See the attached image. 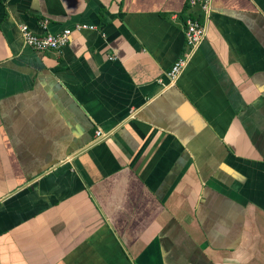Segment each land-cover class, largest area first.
<instances>
[{"label":"crops","instance_id":"obj_1","mask_svg":"<svg viewBox=\"0 0 264 264\" xmlns=\"http://www.w3.org/2000/svg\"><path fill=\"white\" fill-rule=\"evenodd\" d=\"M209 9L170 84L199 2L0 0V264H264V0Z\"/></svg>","mask_w":264,"mask_h":264},{"label":"built area","instance_id":"obj_2","mask_svg":"<svg viewBox=\"0 0 264 264\" xmlns=\"http://www.w3.org/2000/svg\"><path fill=\"white\" fill-rule=\"evenodd\" d=\"M191 4L199 2L203 11V20H200L194 16H189L184 21V34L187 43V51L180 57L167 73L170 84L175 83L181 71L184 69L194 51L204 40L207 33V27L204 20L208 19L210 0H189ZM43 27L44 22L41 23ZM90 28L93 26L86 24H76L73 29L65 27L58 32H46L43 34L34 33L26 24H19V30L23 39V42L33 48L36 51L45 50H59L64 47L68 41L69 36L74 30ZM95 135L100 137H107V133H102L100 130L95 132Z\"/></svg>","mask_w":264,"mask_h":264}]
</instances>
